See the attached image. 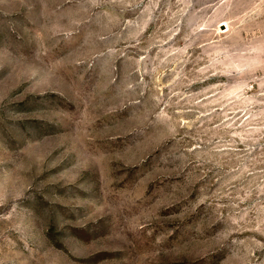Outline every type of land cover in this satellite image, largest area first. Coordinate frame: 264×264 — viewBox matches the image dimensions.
Wrapping results in <instances>:
<instances>
[{
    "label": "rangeland",
    "instance_id": "obj_1",
    "mask_svg": "<svg viewBox=\"0 0 264 264\" xmlns=\"http://www.w3.org/2000/svg\"><path fill=\"white\" fill-rule=\"evenodd\" d=\"M0 264H264V0H0Z\"/></svg>",
    "mask_w": 264,
    "mask_h": 264
}]
</instances>
